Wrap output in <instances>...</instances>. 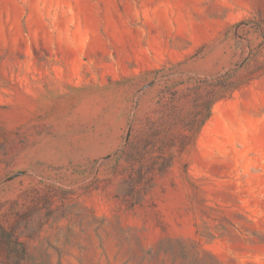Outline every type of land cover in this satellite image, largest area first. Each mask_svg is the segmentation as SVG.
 Instances as JSON below:
<instances>
[{
	"label": "rangeland",
	"instance_id": "rangeland-1",
	"mask_svg": "<svg viewBox=\"0 0 264 264\" xmlns=\"http://www.w3.org/2000/svg\"><path fill=\"white\" fill-rule=\"evenodd\" d=\"M0 264H264V0H0Z\"/></svg>",
	"mask_w": 264,
	"mask_h": 264
}]
</instances>
